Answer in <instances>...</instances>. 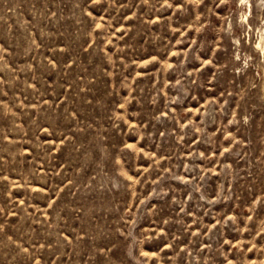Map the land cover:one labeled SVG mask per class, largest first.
Masks as SVG:
<instances>
[{
  "label": "rangeland",
  "instance_id": "1",
  "mask_svg": "<svg viewBox=\"0 0 264 264\" xmlns=\"http://www.w3.org/2000/svg\"><path fill=\"white\" fill-rule=\"evenodd\" d=\"M0 264H264V0H0Z\"/></svg>",
  "mask_w": 264,
  "mask_h": 264
}]
</instances>
